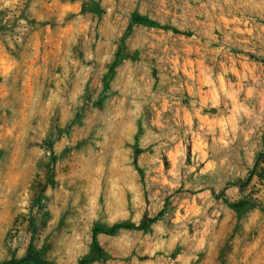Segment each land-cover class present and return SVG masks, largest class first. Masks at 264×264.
Instances as JSON below:
<instances>
[{
  "label": "clouds",
  "instance_id": "obj_1",
  "mask_svg": "<svg viewBox=\"0 0 264 264\" xmlns=\"http://www.w3.org/2000/svg\"><path fill=\"white\" fill-rule=\"evenodd\" d=\"M98 2L104 10L102 23L98 18L94 21L79 15L78 6L71 9L76 12L77 19L69 40L70 45L76 44L77 37L83 36L85 40L95 42L93 37L99 25L100 40L96 50L88 48L85 51L84 63L73 59L70 54L61 61L64 74L56 77L58 83L50 101L41 106L38 98L43 89L38 87L26 105V115L21 114V130L14 137L19 145L18 152L22 153L25 142L35 139L28 134L38 130L30 123L37 117L47 118L58 112L59 126L64 127L69 117L74 119L83 110L89 120L86 125L91 133L88 143L94 144L99 151L93 148L87 156L81 154L77 161L80 168L77 175L87 182V187L75 193L73 214L67 226L62 233L52 237L58 264H78L90 252L93 238L100 242V236L106 235V230L116 229L118 224L125 222L136 227L118 230L116 238L101 243V247L114 257L113 264H124L133 251L137 257H149L143 264H169L165 257L177 245L192 251V258L197 251L211 256L221 242L223 229L221 225V230H217L221 209L212 198L211 189L219 190L227 181L246 174L241 165L247 163L251 166L253 150L258 146V137H254L258 129L264 127V73L257 75L256 71L261 66L244 57L237 68L236 58L229 47L233 43V34L242 41L244 50L251 54H257L258 46L264 47V0ZM23 4L24 0H0V11L9 12L5 23L12 15H19ZM53 7H61L58 17V22H61L66 6H61L59 0H53ZM35 8L33 3L29 11L35 14ZM197 16L202 19L198 20ZM136 17H147L160 27L146 28L144 24L134 22ZM37 19L39 22L45 18L37 16ZM129 28L131 32L125 38ZM173 28L193 32L199 28L197 35L182 41L183 64L171 30ZM16 31L17 35L9 37V44L13 47V40L23 42L28 31L27 22L20 20ZM216 31L226 32L227 40L213 49L211 45L219 43ZM201 37L206 42H202ZM121 41L128 50L129 61L121 65L124 71L117 73L120 77L117 87L113 89L109 79L108 87L104 88L101 86L103 78L108 75L109 65L116 60ZM193 42L198 47L193 48ZM193 51L199 55L196 61L189 58ZM208 52L212 55H207ZM137 54L139 58L133 61L131 57ZM221 55L227 59L218 61L217 57ZM228 60L232 61L230 65ZM217 63L219 71L216 70ZM166 65H171L173 75L183 70L188 80L185 83L172 81L163 72ZM156 67L161 71L154 72ZM72 73H75V82L69 79ZM229 73L236 77L235 84L227 79ZM10 75L0 72V76L5 78ZM157 78L161 84L154 90ZM64 80L72 83L71 89L68 85L60 86ZM186 85L193 99V111L184 108L180 102ZM165 89H168L167 96L164 95ZM158 103L162 106L157 107ZM204 108L217 109L219 118L204 116ZM169 112L171 115H167ZM141 120L145 124V136L141 138L140 148L156 145L153 148L155 155L142 156L138 161L139 166L146 170L147 187L133 166V149L129 146L136 143L138 122ZM194 120L199 121L198 127ZM14 131L15 125L7 135L13 136ZM185 142L191 145L190 154L184 147ZM170 148L176 151H169ZM241 152L243 156H240ZM161 153L170 165L166 174ZM35 155L45 154L37 151ZM154 167L159 171L152 176ZM181 187L185 191L192 188L197 193L191 203L185 200L181 205L183 213L175 211L174 205L173 214H166L164 221H157L152 232L146 236L136 235L141 220L152 219L163 206V197ZM14 188L15 184L7 182L0 185V206L7 207L8 197ZM201 189L204 190L203 198ZM61 191L67 206V198L73 194L67 192L63 185ZM47 195H52L50 188ZM16 208L18 214H31L27 191L17 200ZM7 220L5 214H0V225H6ZM189 224L197 226L194 234L189 232ZM96 225H102L105 232H94ZM244 228L248 231L250 225L245 223ZM22 242L21 238H16L10 241V246L16 249ZM23 254L21 247L18 256ZM2 256L3 250L0 249ZM135 264H141V261L136 259Z\"/></svg>",
  "mask_w": 264,
  "mask_h": 264
},
{
  "label": "rangeland",
  "instance_id": "obj_2",
  "mask_svg": "<svg viewBox=\"0 0 264 264\" xmlns=\"http://www.w3.org/2000/svg\"><path fill=\"white\" fill-rule=\"evenodd\" d=\"M33 3L36 4L35 14L29 11ZM63 8L64 17L58 22L61 7H53V0H24V4L19 9V15H12L8 22V10L0 11V72L10 73L8 78L0 76V185L7 182L15 184L12 195L8 197L7 207L0 206V214H5L8 218L6 225H0L3 231L0 232V249L3 250V256L0 257V264L14 261L11 264H43L34 262L39 259L44 263L58 264V257L55 256L53 235L62 233L67 226L69 218L72 216V202L75 193L80 192L81 188L87 187V182L77 173L80 171L77 161L81 154L87 156L88 153L95 148L94 144L88 143V137L91 135L87 131L86 125L89 123L83 110L74 119L69 117L64 127L59 126L57 116L59 113L49 115L47 118L37 117L30 123L33 128L38 130L29 131L30 139L25 142L22 153L18 152L19 145L14 139L19 135L21 130L22 113L26 115V105L32 100L36 89L42 88L38 102L41 106L47 104L51 99V94L56 90L57 79L64 74L63 61L69 54L75 60L84 63V53L88 48L96 50L97 43L100 40L99 25L95 30L93 39L95 42L85 40L83 36L77 37L76 44H69L75 29V21L77 19L76 12L72 11L73 7L78 6L79 15L86 18L99 19L101 23L105 19L104 10L98 0H59ZM37 16H43L45 19L39 21ZM27 22L28 31L23 37L22 43L13 40L15 47L9 44V37L17 35V28L20 27V20ZM197 19H202L197 16ZM134 22L145 25L146 28L156 29L160 25L149 20L147 17H136ZM174 33V40L178 50L181 51L183 64V47L182 41L190 40L192 36L197 35L196 32L181 31L176 28L171 29ZM131 32L125 34V38ZM92 36V32L89 33ZM216 37L219 43H213L211 48H219L225 44L227 33L216 31ZM202 42H206L201 37ZM192 47H198L193 42ZM233 57L236 58V66L240 67L241 60L246 57L249 61L255 62L261 67L257 68V75L264 73V47H257V54H251L244 50L242 41L237 40L233 34V43L229 45ZM211 56L212 53L208 52ZM138 54L131 59H138ZM192 61L199 59L197 52L193 51L189 57ZM227 59L221 55L217 60ZM129 61V53L127 48L121 41V46L116 52V60L108 67V75L103 78L102 87H108V81L111 79L112 87L115 89L119 83L120 77L117 73H122L124 69L121 67L123 63ZM207 62V61H206ZM231 60L227 63L230 65ZM217 71H219V63H217ZM158 73L161 71L159 67L153 69ZM165 75L169 76L172 81L179 80L185 83L188 77L181 70L178 74L173 75L171 65H166L163 69ZM72 82L76 81L75 73L70 74L69 78ZM228 80L236 83V77L229 73ZM264 79V77H262ZM91 83V81H89ZM160 79H156L154 90L159 88ZM72 88L69 80H64L60 85ZM171 87V85L169 86ZM164 95H168V89H165ZM105 99V97H101ZM199 100V97L196 98ZM180 102L184 108L193 111V99L185 86L184 94L180 97ZM162 104L158 103L157 107ZM199 108V104H197ZM204 116L210 119L219 118L217 109L204 108ZM171 115V112L167 113ZM183 115V113H181ZM195 126H199V121L194 120ZM15 125L13 136H8L7 132ZM148 127L155 131L151 125ZM145 124L143 120L138 122V132L135 137L136 143L129 145L133 149V161L136 171L140 174L141 182L148 185V176L146 170L139 166V159L145 155H155L152 145L147 149H141V138L145 136ZM258 137V146L252 153V164L247 163L241 166L245 169L246 174L242 178H234L227 181L226 185L221 186L219 190L211 189V196L220 207L219 217L217 221V230L222 229V239L216 250L209 256L206 252L195 253L193 257L192 251L188 248L177 245L171 251L165 260L169 264H264V127L258 129L256 136ZM184 147L191 153V145L185 142ZM99 151L98 148H95ZM43 152L44 156L37 157L35 153ZM169 151H176L170 148ZM50 154V155H49ZM243 152L240 156H243ZM164 160L163 171L167 173L170 165L161 153ZM15 162V163H14ZM158 168L154 167L151 175H157ZM195 183L194 181H190ZM61 185L72 193L67 198V206ZM49 188L52 195H47ZM27 191L29 203L31 205V214L25 216L18 214L16 202L20 199L21 194ZM197 193L190 188L187 191L183 187L178 189L171 195L163 197V206L156 212L152 219H142L140 228L136 230V235H147L152 232L157 221H164L166 214H173L175 211L183 213L181 205L185 200L191 203L192 198ZM204 196V190L201 189V198ZM81 198L84 199L81 193ZM151 203V201H147ZM199 203V201H197ZM214 210V209H213ZM211 211V210H210ZM147 212V210H146ZM243 222V223H242ZM250 225V230L245 231L244 224ZM131 225L129 228L136 226ZM175 227V225H173ZM189 232L194 234L197 226L188 225ZM103 226L96 225L93 231L102 233ZM118 228L113 232L100 236V242L93 238L90 252L83 256L79 261L84 260L83 264H113L114 257L106 251L105 247H101V243L105 240L116 238ZM23 232V237H21ZM21 238L22 243L16 249L10 246V241ZM23 247V256H18L20 248ZM157 255H162L158 253ZM136 259L141 264L149 257H137L135 251L132 252L124 260V264H135Z\"/></svg>",
  "mask_w": 264,
  "mask_h": 264
},
{
  "label": "trees",
  "instance_id": "obj_3",
  "mask_svg": "<svg viewBox=\"0 0 264 264\" xmlns=\"http://www.w3.org/2000/svg\"><path fill=\"white\" fill-rule=\"evenodd\" d=\"M130 226H131V225H129V224H118L116 229H118V228H129ZM116 229H108V230H106V231H107L108 233H110V232L115 231ZM101 231H102V232H105V229H102ZM34 262H36V263H43V264H50V263H44V262H42V261L39 260V259H35ZM11 263H15V262H14V261H9V262H5V263H3V264H11ZM83 263H84V260L80 262V264H83Z\"/></svg>",
  "mask_w": 264,
  "mask_h": 264
}]
</instances>
